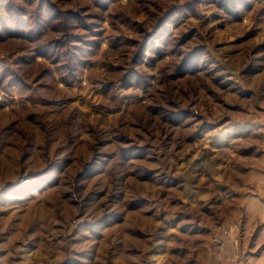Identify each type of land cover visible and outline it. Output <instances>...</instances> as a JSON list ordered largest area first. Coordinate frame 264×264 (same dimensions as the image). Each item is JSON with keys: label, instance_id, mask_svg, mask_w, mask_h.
Returning a JSON list of instances; mask_svg holds the SVG:
<instances>
[{"label": "rangeland", "instance_id": "374dc122", "mask_svg": "<svg viewBox=\"0 0 264 264\" xmlns=\"http://www.w3.org/2000/svg\"><path fill=\"white\" fill-rule=\"evenodd\" d=\"M0 0V264H264V0Z\"/></svg>", "mask_w": 264, "mask_h": 264}, {"label": "trees", "instance_id": "16d2710c", "mask_svg": "<svg viewBox=\"0 0 264 264\" xmlns=\"http://www.w3.org/2000/svg\"><path fill=\"white\" fill-rule=\"evenodd\" d=\"M221 5L224 6L227 11L231 12V6H230V4L228 3L227 0H222L221 1Z\"/></svg>", "mask_w": 264, "mask_h": 264}]
</instances>
